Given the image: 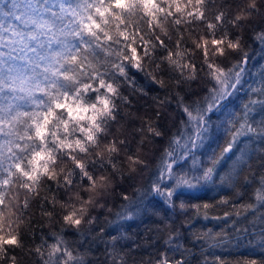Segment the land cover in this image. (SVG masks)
<instances>
[{"label":"snow or ice","instance_id":"obj_1","mask_svg":"<svg viewBox=\"0 0 264 264\" xmlns=\"http://www.w3.org/2000/svg\"><path fill=\"white\" fill-rule=\"evenodd\" d=\"M20 2L12 0L13 5ZM23 3L28 7L17 18L18 23L7 28L0 23V264H21V258L9 255V251L26 249L22 234H2L5 205L18 200V196H10L14 187L25 192L18 218L22 220L24 210L29 208L27 194L38 195L42 183L46 192L55 187L67 193L77 185L94 188L97 170L107 176L119 173L124 178L117 161L119 151L128 147V141L115 135L111 128L119 116L120 105L131 103L121 93V84L146 94L131 75L133 70L143 73L160 88L167 87V83L157 77L158 71L169 75L174 86L181 89L198 79L211 84L202 102L185 104L180 93H176L178 107L187 120H181L171 136L157 163L156 179L147 192L136 188L142 199L155 193L164 205L148 212L165 224L157 232H166L164 244L168 250L147 264H194V242H203L201 256L206 249L222 250L226 228L238 230L241 222L261 226L260 234L254 229L253 235L264 245V63L257 62L255 71H250L252 54L240 50L239 41L225 28L232 20L226 17L224 4L213 13L214 23L206 16L209 0ZM197 22L212 31V38L193 37L189 45L184 26H191L187 30L194 33ZM218 26L224 29L219 38L215 35ZM253 39L259 41L258 55L264 58V29L254 31ZM210 47L216 56H224L226 49L237 50V55L223 62L213 60ZM148 65H152L151 69ZM237 100L242 103L237 105ZM158 102L166 103L167 98ZM218 112L222 118L216 116ZM147 128L152 135H160L151 123ZM135 131L133 128L132 132ZM220 133L227 137V142L220 155L213 149L208 160L212 166L208 167L201 158V150L206 145L210 147L213 138L218 142ZM101 147L108 154L107 161L101 153L100 158L85 163V158ZM226 153L230 154L231 165L221 175L216 165ZM129 159L134 164L140 162L131 151ZM257 161L259 170L253 172ZM213 176L229 189L227 195L211 198L218 205L231 206L232 211L226 209L223 216H210L207 210L216 205L202 202L205 198L182 195L185 189H196L201 180L208 181ZM43 199L53 206L56 203L55 194ZM121 207L123 211L115 213L116 221L133 219L135 214ZM41 208L44 216L53 217L54 207L51 211L44 205ZM177 216L184 217L181 227L189 233L187 242H181L185 238L175 225ZM201 217L221 221V230L196 228L194 221ZM62 221L75 229L84 242H89V237L91 242H103L105 252L113 256L112 264L119 258L118 242L129 239L122 231H105L112 226V220L92 235L91 229L80 228L81 219L75 210L63 215ZM25 226L30 230V225ZM64 231L61 227L60 232L51 233L53 242L44 241L46 248L36 245L27 248L26 254L38 257L39 264H88V252H75L64 238ZM106 236L111 239H105ZM213 255L211 264H264V259L253 257L229 261L215 252ZM122 264L127 261L122 259ZM141 264L145 262L141 260ZM201 264L209 261L204 259Z\"/></svg>","mask_w":264,"mask_h":264},{"label":"trees","instance_id":"obj_2","mask_svg":"<svg viewBox=\"0 0 264 264\" xmlns=\"http://www.w3.org/2000/svg\"><path fill=\"white\" fill-rule=\"evenodd\" d=\"M226 0H209V11L206 12V16L210 22H214L213 13L217 8L220 7L221 4H225ZM28 6L23 3L21 0L20 3L13 5L12 0H0V23H3L4 26L10 27L18 23L17 18L23 16L26 8ZM185 27V39L188 41L189 45H191V41L193 37L199 38L200 36H205L208 39L212 38V31L207 29L204 24L197 22V29L194 33H190L187 29L191 26ZM227 30H229L231 35V25L225 26ZM224 29H221L218 26V29L215 33L216 37L219 38ZM260 47L259 41L253 39L252 33V43H250L246 50L250 51L252 54V60L249 63V69L251 66L255 65V63L260 59L258 55V49ZM213 59V58H212ZM218 60V59H217ZM198 64L200 63L199 59L196 61ZM152 65H148V68L151 69ZM207 71V69H205ZM132 72L135 73L133 78L136 80V84L138 87L144 90V93H136L131 91L126 85L121 84L122 94L128 96L131 104L128 106V112H121V123H114L112 125L111 131L115 133L117 136L122 135L121 124L124 122L126 117H135L139 119V123L143 124L145 128H147L148 124L151 123L153 127L159 124L160 115H155L159 111H163L166 109L164 114H170V119L175 118L177 114L181 117L177 122L180 126L181 120H187L186 115L183 113L182 109L178 107V100L176 98V93L179 92L180 96L184 98L185 104H194L197 101L202 102L203 97L207 94L208 88L211 87L210 83H207L206 79H198L196 81L190 82V87H185L183 89L175 87V81L171 80L169 75H165L162 72H157L158 78H163L167 87L160 88L159 85L153 84L150 79L146 78L143 73H137L135 70ZM178 75V73H177ZM201 76L204 74L201 73ZM214 83V82H213ZM195 93V94H194ZM244 94L241 92L240 96ZM156 99H153V98ZM142 98V100H139ZM166 103H159L158 101H165ZM139 100V103H137ZM246 100V97H245ZM239 105L242 103L239 100ZM157 105L160 106L157 109ZM140 107L142 112L145 114L141 117L140 113H134L133 109ZM148 115H151V120L148 119ZM175 132L176 130L173 129ZM118 166L121 167V160L117 161ZM259 161L253 168V172L259 170L258 168ZM126 172V168L124 169ZM151 176L152 173L149 172L147 174ZM124 177V176H123ZM125 178V177H124ZM123 178V179H124ZM258 179V177H257ZM136 191V189H134ZM110 188H106L105 192H110ZM53 194L56 196V203L53 206L51 203H46L43 197L46 195L50 198ZM64 192L61 190H56L53 187L52 192H46L44 184L42 183L39 194H27L29 199V208L24 210V215L22 216V220L26 223L21 228V234L23 237V241L26 245L25 252H21L20 249H15L14 251H9V255H16L21 258V264H39V258L35 257L34 254H26L27 248H32L36 245H44V241H47L48 244L53 242V238L50 235L53 232H60L61 227L65 229L63 232L64 238L69 242V245L75 252L80 254L88 252L86 256V261L88 264H112L113 256L108 255L105 252V244L100 241L91 242V237L88 238L89 242H84L83 238L76 234V230L68 227L67 225H63L61 217L59 215L61 209L60 205L65 202ZM138 194V193H137ZM228 193L217 194L215 198H219L220 196L227 195ZM118 198L123 200V196L127 195V193H118ZM139 195V194H138ZM10 196L17 197L23 203L25 199V192L22 189L14 187L10 193ZM196 197L205 198L202 202H210L216 205L213 208L207 210L209 215H217L223 216L225 210L227 209L229 212L232 211L230 205L223 206L216 204L214 199H211L210 193H200L197 194ZM41 205L47 210H53L54 207V215L49 218L42 214L43 209ZM155 207H161L160 201L158 200ZM203 211V210H202ZM191 213H189L190 215ZM242 215L245 213L242 212ZM113 219V227L116 224L123 223V221H116L115 217H110ZM184 217L177 216L175 218V225L180 227V230L184 233V240L181 242H187L190 240L189 233L183 227H181V221ZM25 225H30V230ZM194 225L196 228L201 231H207L209 228L213 229L216 232L221 230L222 222L221 221H212V220H204L202 217L194 221ZM166 226L158 217L151 216L146 220L143 224H139L137 226H131L129 231H122L129 239L120 240L117 244V252L119 253V258L115 259V264H122V259L127 261V264H141V260L147 264L149 260H154L159 257V253L167 251L168 245L164 244V239L167 238L166 232L161 231L157 232V229H164ZM260 227L257 225L247 224L246 222H241L238 224L237 229H233L231 227L226 228V232L232 235V240H235V243H227L224 244L223 249H206L203 255H200V244L202 241L194 242V264H201V261L206 259L211 264V261L215 259L213 252H215L216 256L223 257L229 261H234L244 257H253L260 259V257H264V247L258 242L257 236L253 235V230L255 229L257 234H260ZM246 229V230H245ZM106 232H111V229H105ZM92 235H95L93 232ZM158 237V238H157ZM105 239L110 240V236H106ZM46 248V245H44ZM191 246V243H189ZM90 249V251H88ZM112 251L111 246L108 247V252ZM128 253L127 256L124 254ZM171 255V252H169Z\"/></svg>","mask_w":264,"mask_h":264},{"label":"clouds","instance_id":"obj_3","mask_svg":"<svg viewBox=\"0 0 264 264\" xmlns=\"http://www.w3.org/2000/svg\"><path fill=\"white\" fill-rule=\"evenodd\" d=\"M224 11L226 17L232 20L231 35L233 39L239 41L240 50H246V47L252 43V33L264 29V0H226ZM210 55L213 60L218 59L223 62L236 56L237 50L226 49L224 56H216L214 50L210 47ZM131 75L134 76L135 73L132 72ZM139 100H142V98H139ZM139 100H137V103H139ZM117 103L119 104V101ZM129 105H120L119 116L115 123H121V112L127 113ZM159 108L160 106L157 105V109ZM133 112L140 113L141 117L145 115L140 107L133 109ZM165 112L166 109L157 113L160 115V122L154 128L159 129V136L149 133L148 128L140 124L139 119L134 116L124 119V122L121 124L122 135L120 136H124L127 139L128 147L121 149L118 155L121 160V167L119 168L125 178L121 179L119 173L107 176L97 170L95 172L97 182L94 188H90L87 185L83 187L77 185L71 191L63 194L65 202L60 205L61 211L59 215L61 220L63 215L75 210L81 219L80 228L91 229L93 232H96L97 229L105 227L107 221H113L110 217H115V213L123 211L121 207L123 205L130 210L129 214H135L133 219L121 220L123 223L116 224L114 227L112 224L111 227L106 229H111V232L129 231L131 226L143 224L148 220L150 217L148 210L155 207L158 200L161 207L164 206L163 200L155 193H151L142 199L134 189L143 188L147 192L149 186L156 179L157 163L174 133L173 129L177 130L179 128L177 121L181 117L177 114L175 118L170 119V114H164ZM216 116H221V113L218 112ZM216 116L212 117L214 122L216 121ZM151 118V115H148V119L151 120ZM133 128L136 130L134 133L132 132ZM220 135L221 139L218 142L213 138L211 146L206 145L201 150V158L204 161V165L208 167L212 166L208 163V160L212 156L213 149H215L217 155H220L227 142V137H223L222 133ZM109 139H111V136ZM129 151L138 158L139 163L134 164L131 162ZM101 153H103V158L107 161L108 154L101 147L94 149L85 158V163H90L94 158H100ZM229 156L230 154H224V159L216 165V171L221 175L227 172L231 165ZM64 166L67 167V165ZM125 168L126 172L124 171ZM149 172L152 173L151 176L147 175ZM102 176L103 178H101ZM200 184L201 186L196 189H185L182 195L196 196L200 193H210L211 198H213L217 194L229 192L227 187L220 185L219 179L216 176H213L208 181L201 180ZM106 188H110L111 191L106 193ZM163 190L166 189L162 188ZM118 193H127L128 199L120 200L117 195ZM80 209H83V212H80ZM20 215L21 202L19 199L11 200L5 205L3 235H21V228L26 222L18 220ZM67 226L71 228L70 225ZM230 242L235 243L236 241L232 240V235L226 232L223 243L227 244ZM260 259H264V257H260Z\"/></svg>","mask_w":264,"mask_h":264},{"label":"rangeland","instance_id":"obj_4","mask_svg":"<svg viewBox=\"0 0 264 264\" xmlns=\"http://www.w3.org/2000/svg\"><path fill=\"white\" fill-rule=\"evenodd\" d=\"M257 62H260V63H264V58H260ZM257 62L255 63V65L253 66H251V68H250V71H255V69H256V67H257ZM243 93V92H242ZM239 100H237V105H239Z\"/></svg>","mask_w":264,"mask_h":264}]
</instances>
